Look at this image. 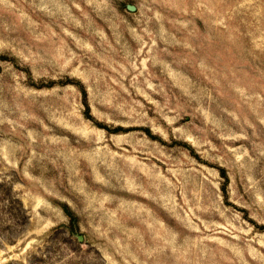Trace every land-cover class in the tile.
<instances>
[{
	"label": "rangeland",
	"instance_id": "rangeland-1",
	"mask_svg": "<svg viewBox=\"0 0 264 264\" xmlns=\"http://www.w3.org/2000/svg\"><path fill=\"white\" fill-rule=\"evenodd\" d=\"M0 264H264V0H0Z\"/></svg>",
	"mask_w": 264,
	"mask_h": 264
}]
</instances>
